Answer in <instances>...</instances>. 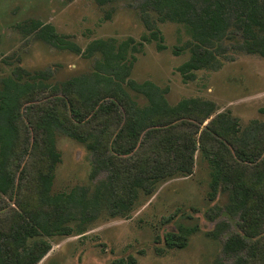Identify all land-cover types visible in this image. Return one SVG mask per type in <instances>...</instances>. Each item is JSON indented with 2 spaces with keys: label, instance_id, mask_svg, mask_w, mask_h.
<instances>
[{
  "label": "rangeland",
  "instance_id": "374dc122",
  "mask_svg": "<svg viewBox=\"0 0 264 264\" xmlns=\"http://www.w3.org/2000/svg\"><path fill=\"white\" fill-rule=\"evenodd\" d=\"M260 3L264 6V0ZM32 21L54 27L58 35L75 43L81 51L96 40H104L113 48V59L122 44L131 39L123 54L125 63L133 59L126 81L150 82L159 88L152 100L131 90L126 81L121 82L140 108L163 105L162 99L168 107L190 100L208 102L211 116L204 126L218 120L216 127L219 122L224 127L229 119L238 131L232 139L251 145L259 137L264 144V55L249 53L246 40L234 26L210 42L207 49L213 53V62L184 79L178 68L191 58L196 45L190 27L170 19L162 20L144 0H113L103 6L96 0H0V92L7 90L6 79L30 91V102L25 98L19 102L20 141L10 168L15 182L12 192L0 197V230L17 225L31 213H53V207L48 208L39 200V177L48 171L49 161L43 147L44 133L29 121L31 110L38 117L42 115L35 105H52L63 97V85L77 77L86 80L77 85L78 89L112 90L115 84L97 78L96 74L110 77L120 70L116 66H103L107 60L101 52L87 57L45 43L39 39L38 32H26L25 25ZM152 33L161 37L162 42L152 39ZM158 44L164 48L160 49ZM39 73L48 75L46 80L33 79ZM9 91L22 98L12 86ZM106 128L111 131L114 126L104 122L92 126L85 132L88 141H98L100 131ZM53 134L60 162L54 168L49 194L61 205L60 214L69 219L65 224L72 233L41 236L51 249L38 264H233L237 261L238 255L226 254L223 245L233 234L251 233L248 231L254 223L242 220L240 210L228 211L231 204L227 192L219 190L214 198L210 197L212 169L198 141L191 175L167 177L156 183L150 194L140 191L130 213L113 217L108 214L112 210L110 190H107L109 171L100 169L95 160L97 155L86 144L59 129ZM71 193L72 198L62 196ZM87 209L98 213L97 217L82 222V213ZM259 226L262 234L257 237L258 245H264V222ZM190 229L196 231L188 234L184 248L166 245L169 234L179 235ZM240 257L247 258V252Z\"/></svg>",
  "mask_w": 264,
  "mask_h": 264
},
{
  "label": "trees",
  "instance_id": "16d2710c",
  "mask_svg": "<svg viewBox=\"0 0 264 264\" xmlns=\"http://www.w3.org/2000/svg\"><path fill=\"white\" fill-rule=\"evenodd\" d=\"M112 1L96 0L100 6ZM144 1L162 20L170 19L190 27L196 45L191 58L178 68L184 79L213 62V53L207 48L213 39L223 36L230 26L241 32L249 53L264 55V6L260 0ZM24 28H27L28 33L38 32L39 39L59 49L87 57L96 51L101 52L105 62L107 60L103 66H116L120 67V70H116L110 77H100L96 74L97 78L107 79L115 84L112 90L78 89L77 85L86 80L77 77L63 85V97L56 99L52 105H35V109L41 111L42 115L38 117L36 112L31 110L29 121L40 133H44L43 147L49 161L48 171L39 177V200L46 207H53V213H31L17 225L6 226L0 230V264H38L51 249L50 243L41 236L72 233V229L65 224L69 219L61 216V205L49 194L54 179V168L60 162L53 137L56 129L86 144V147L97 155L95 160L100 169L109 171L107 190H110L109 203L112 210L108 214L113 217L130 213L140 191L150 194L156 183L167 177L175 174L191 175L198 141L212 169L210 197L214 198L219 190L227 192L231 204L228 211L231 213L240 210L242 220L247 223L252 220L254 223L248 231L251 233L244 236L233 234L228 237L223 251L226 254L238 255L233 264H264V245H258L257 240L258 235L262 234L259 223L264 222V144L260 142L259 137H256L251 145L238 143L232 139L233 133L238 132L237 125L231 124L229 119L225 120L224 127L220 125L222 122H219V129L216 127L218 120H211L204 126L211 116L208 102L190 100L183 101L176 107H168L162 99L163 105L151 104L150 107L140 108L121 86V82L125 83L133 64V59L125 63L123 56L124 48L131 39L122 44L116 59H113V48L104 40H96L85 51H81L75 43L58 35L50 25L32 21ZM152 39L162 42V38L155 33H152ZM158 47L164 48L162 44H158ZM114 60L116 61L113 62ZM47 76L45 73H39L33 79L46 80ZM4 82L7 90L5 88L0 92V197L8 196L15 182L10 168L13 165L15 148L20 141L19 102L23 98L30 102V91H25L24 85H19L12 79H6ZM39 85L43 86V83L40 82ZM126 85L152 100L159 91V88L150 82L137 84L127 80ZM11 86L22 98L18 99L10 93ZM205 108L208 110L205 111ZM98 122L114 126V129H103L98 141H88L85 132ZM106 155L109 157L100 159ZM95 170L98 172L97 168ZM62 196L73 197L72 193ZM96 214L98 213L89 210L82 213V222L96 219ZM195 231L190 229L181 231L179 235L169 234L166 245L169 248H184L188 234ZM245 252L248 257H240V254Z\"/></svg>",
  "mask_w": 264,
  "mask_h": 264
}]
</instances>
